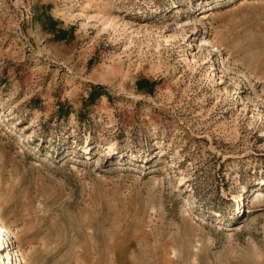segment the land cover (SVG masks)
Returning <instances> with one entry per match:
<instances>
[{
	"label": "rangeland",
	"instance_id": "obj_1",
	"mask_svg": "<svg viewBox=\"0 0 264 264\" xmlns=\"http://www.w3.org/2000/svg\"><path fill=\"white\" fill-rule=\"evenodd\" d=\"M261 191L264 0H0V264H264Z\"/></svg>",
	"mask_w": 264,
	"mask_h": 264
},
{
	"label": "trees",
	"instance_id": "obj_2",
	"mask_svg": "<svg viewBox=\"0 0 264 264\" xmlns=\"http://www.w3.org/2000/svg\"><path fill=\"white\" fill-rule=\"evenodd\" d=\"M63 39H65L64 37H62V40ZM138 88H139V90H141V91H148L149 93H152L153 92V90H154V86H153V83L152 82H150L149 80H142V81H139L138 82ZM100 97V95L99 94H97V95H95V94H93L92 93V95H91V97Z\"/></svg>",
	"mask_w": 264,
	"mask_h": 264
},
{
	"label": "bare ground",
	"instance_id": "obj_3",
	"mask_svg": "<svg viewBox=\"0 0 264 264\" xmlns=\"http://www.w3.org/2000/svg\"><path fill=\"white\" fill-rule=\"evenodd\" d=\"M258 195H257V198H261V197H263L264 196V192H259V193H257ZM3 235V230L1 229V227H0V237ZM6 264H10V260L8 261V263H6Z\"/></svg>",
	"mask_w": 264,
	"mask_h": 264
}]
</instances>
